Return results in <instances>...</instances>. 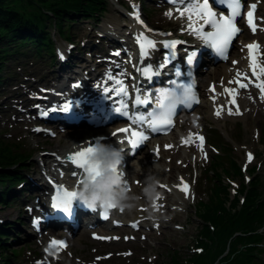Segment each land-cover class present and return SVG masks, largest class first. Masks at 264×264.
Listing matches in <instances>:
<instances>
[{
    "label": "trees",
    "instance_id": "obj_1",
    "mask_svg": "<svg viewBox=\"0 0 264 264\" xmlns=\"http://www.w3.org/2000/svg\"><path fill=\"white\" fill-rule=\"evenodd\" d=\"M105 10L106 0H0V84L7 62L25 53L43 59L46 52L54 59L50 26L64 35L79 20L97 19ZM30 161V155L0 139V208L15 195V186L25 179L22 171L28 169ZM253 188L241 207L238 201L228 207V187H219V206L205 208L201 218L204 222L223 226L222 237L229 251L226 256L210 253L199 264H214L218 258L219 264H262L255 252L259 250L257 243L262 242L264 204L255 183ZM203 232L205 236L211 234L207 225ZM10 236L11 225H0V250L5 255L1 264H11L10 258H16L8 244ZM171 261V264H181L177 256Z\"/></svg>",
    "mask_w": 264,
    "mask_h": 264
},
{
    "label": "rangeland",
    "instance_id": "obj_2",
    "mask_svg": "<svg viewBox=\"0 0 264 264\" xmlns=\"http://www.w3.org/2000/svg\"><path fill=\"white\" fill-rule=\"evenodd\" d=\"M144 4L149 10L147 2L146 3L144 2ZM109 17L112 16L110 15ZM85 24H86L85 22L78 24V28H77L78 31L75 30L76 33L75 42H78V36L86 37L87 34L89 33L88 29H82ZM100 29L106 30L108 29V27H102ZM49 32H51V34L54 32L52 26H50ZM19 63L20 61L10 63L9 64L10 70L7 71V73L19 69ZM43 69L44 67L41 66L36 70L39 72L40 70ZM28 71H30V69H28ZM14 74L15 73H12L10 75H14ZM209 78L210 77H208V79ZM5 99L2 98L0 99L2 100L0 102V126L4 124V126L7 128L8 127L7 120L8 123H10L9 118L6 117V115H4L2 112V110L7 108V106L3 105V107H1V104L5 101ZM257 127L260 129L259 124L257 125ZM243 129L244 128H242V130ZM243 131H245L244 142L237 147L239 150H242L238 154L237 162L240 165H244V164L247 165L249 169V173L243 174V179L246 180L250 178L249 183L259 180L264 189V153H263L264 146L261 145V143L257 144V140L252 137V133H247L246 129H244ZM6 134L8 136H11L10 132H6ZM262 138H264V133L262 134ZM28 142L33 145H40V138L30 135L28 137ZM51 144H52V148H54L56 146V141H52ZM242 146L243 147L247 146V147L242 148ZM253 157H255V159L252 162H250V159H252ZM236 179H238L236 180V182H238V184L240 185V182H242V180L239 178ZM222 185H220V187H222ZM230 195L232 199L235 198L234 194H231V192ZM213 198H215V194ZM15 199H19V196H17ZM14 200H11L3 208H0V216L4 218V220H6L9 223V225H11L12 237L8 244L13 248L19 249V247H17V243H23L25 241L28 235V230L26 229V226L24 224H21V221L24 220V215H25L20 210L21 203L16 205ZM174 201L181 202L182 207L180 209H175V210H173L174 207L169 208L168 211L171 212V217L174 218L173 223L172 224L165 223L159 232L154 233V239H151L149 241V244L146 246V248L141 247V251L138 252L136 258L134 259L139 261L140 257L147 258L150 256H154L155 253H159L158 251H160L162 254L159 253L158 254L159 257L152 263H149L147 261H140L142 262L141 264H169V259L167 257V254L176 258V253L179 252L182 259H185V258H189L190 253L195 252V248H196L195 240L199 236V231L202 227L201 214L205 210V208L206 209L208 208L205 206V204H198L195 206L192 203L184 202L178 195L175 196L173 195L170 197L171 204ZM9 210H13V213L8 214L7 212ZM175 224L180 225L183 229L176 230L174 228ZM160 236H162L161 239H159ZM214 236L218 239L221 246L214 247L211 250V254L220 256L223 252L226 253L228 247L225 245V242L223 241L222 232L219 234H214ZM262 236L264 239V229ZM90 245L92 244L90 243ZM75 247L78 250V253H80L83 251V249L87 251L89 246L83 245V247L81 246L79 247V245H75ZM258 247H261L264 250V243L259 244ZM166 251H168L167 254ZM214 264H219V260H216Z\"/></svg>",
    "mask_w": 264,
    "mask_h": 264
},
{
    "label": "bare ground",
    "instance_id": "obj_3",
    "mask_svg": "<svg viewBox=\"0 0 264 264\" xmlns=\"http://www.w3.org/2000/svg\"><path fill=\"white\" fill-rule=\"evenodd\" d=\"M75 134V133H74ZM71 136V133L70 134H66V135H62V136H60L59 137V139H63V138H69ZM85 137H87V136H85ZM80 139V138H79ZM76 139H74V141H75ZM73 141V140H72ZM71 141V142H72ZM70 142V143H71ZM8 214H12L13 213V210H9L8 212H7ZM83 235H80V236H78V239L76 240V243H77V241L78 240H80V242L83 240V237H82Z\"/></svg>",
    "mask_w": 264,
    "mask_h": 264
}]
</instances>
